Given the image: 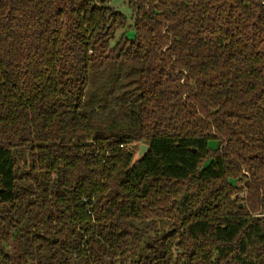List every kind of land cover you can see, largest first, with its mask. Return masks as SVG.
<instances>
[{"label": "trees", "instance_id": "1", "mask_svg": "<svg viewBox=\"0 0 264 264\" xmlns=\"http://www.w3.org/2000/svg\"><path fill=\"white\" fill-rule=\"evenodd\" d=\"M127 1L0 0V264H264V0Z\"/></svg>", "mask_w": 264, "mask_h": 264}, {"label": "rangeland", "instance_id": "2", "mask_svg": "<svg viewBox=\"0 0 264 264\" xmlns=\"http://www.w3.org/2000/svg\"><path fill=\"white\" fill-rule=\"evenodd\" d=\"M111 6H113L114 8H116L118 11H121L122 13H124L128 19V27L125 30L126 35L130 38H133L135 35L134 29L133 27H130V25L133 24L134 19H133V12H132V7L130 6V4L128 3L127 0H112L111 2ZM123 33V31H119L117 32V36L116 38H119L121 36V34ZM115 42V41H114ZM113 42V43H114ZM210 145L212 147H216V143L212 142L210 143ZM135 153L137 154L139 151V146H135L134 147Z\"/></svg>", "mask_w": 264, "mask_h": 264}, {"label": "water", "instance_id": "3", "mask_svg": "<svg viewBox=\"0 0 264 264\" xmlns=\"http://www.w3.org/2000/svg\"><path fill=\"white\" fill-rule=\"evenodd\" d=\"M148 148H149V145L147 143H141L139 145V151H138L137 155L139 157H142L146 153V151L148 150Z\"/></svg>", "mask_w": 264, "mask_h": 264}]
</instances>
